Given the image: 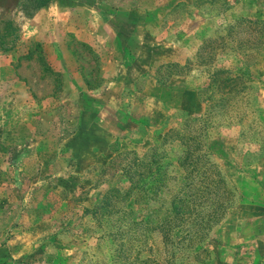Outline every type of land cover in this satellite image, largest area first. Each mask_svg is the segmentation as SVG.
<instances>
[{
    "label": "rangeland",
    "instance_id": "obj_1",
    "mask_svg": "<svg viewBox=\"0 0 264 264\" xmlns=\"http://www.w3.org/2000/svg\"><path fill=\"white\" fill-rule=\"evenodd\" d=\"M40 2L0 0V264H264V0Z\"/></svg>",
    "mask_w": 264,
    "mask_h": 264
},
{
    "label": "trees",
    "instance_id": "obj_2",
    "mask_svg": "<svg viewBox=\"0 0 264 264\" xmlns=\"http://www.w3.org/2000/svg\"><path fill=\"white\" fill-rule=\"evenodd\" d=\"M39 1H41L40 3L44 2V4H45L47 2H50L51 0H39ZM14 35H15V29L12 28L11 26H8L6 31H5V34L3 35V38H9V37L14 36ZM15 38H18V36L15 35ZM38 47H39V45H38ZM2 49H3V51H9L12 48H6L5 46H2ZM36 50H39V49H36ZM36 50L33 52H29L28 58H32L34 55V52H37ZM39 59L42 62L44 61L43 57H39ZM46 70L50 71L49 68H46ZM227 80H228V82L226 81L225 85L223 86V87L226 86L224 88L226 90L228 89V87L233 88V83H234L233 80H231V78H228ZM229 83H230V85H229ZM183 145L187 146L184 143H183ZM149 174H151V176L156 177V175L152 174L151 172ZM147 176L140 179L136 183L134 188L138 189L139 191H144V192H148L149 190H151V191H153V193L156 192V194H157L159 192V190L161 189V179L155 178L156 179L155 181H152L153 179H150V182H145V179L147 178ZM123 197H124V195L120 194V192L117 189H113L106 195V200L102 205L98 206L94 212H93V210H89L88 212L92 213L96 219H97V216H95V215L103 216L105 214H109V211H110L109 203L112 202L114 199H122ZM146 264H149V263H146Z\"/></svg>",
    "mask_w": 264,
    "mask_h": 264
}]
</instances>
